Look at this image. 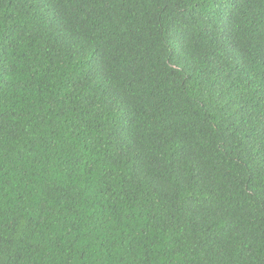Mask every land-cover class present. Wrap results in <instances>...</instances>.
<instances>
[{
    "label": "trees",
    "instance_id": "trees-1",
    "mask_svg": "<svg viewBox=\"0 0 264 264\" xmlns=\"http://www.w3.org/2000/svg\"><path fill=\"white\" fill-rule=\"evenodd\" d=\"M0 264H264V0H0Z\"/></svg>",
    "mask_w": 264,
    "mask_h": 264
}]
</instances>
